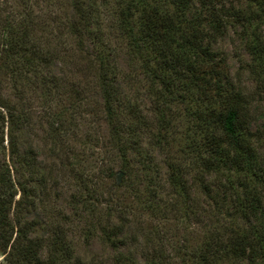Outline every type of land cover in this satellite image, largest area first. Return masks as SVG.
Here are the masks:
<instances>
[{"label": "trees", "instance_id": "16d2710c", "mask_svg": "<svg viewBox=\"0 0 264 264\" xmlns=\"http://www.w3.org/2000/svg\"><path fill=\"white\" fill-rule=\"evenodd\" d=\"M197 1L198 8L192 0H5L0 6V108L6 112L0 111V152L7 141L9 156L0 161V264H98L72 258L59 222L46 245L36 234L41 221L28 218L44 201L41 194L47 196L48 181L37 149H21L35 103L45 110L48 139L66 176L75 175L65 147L77 117L91 115L108 127L109 162L101 172L114 178L119 166L122 183L109 189L119 214L117 222L101 219L93 229L117 249L128 215L146 217L145 225L137 223L143 261L118 254L111 264H174L158 243L170 213L204 221L193 242L189 232L183 235L185 245L174 255L179 264H264V0L236 8ZM104 18L124 40L127 74L102 34ZM236 26L254 94L216 49ZM137 78L149 117L123 88ZM90 93L99 101L92 103ZM145 135L166 153L163 167L148 160Z\"/></svg>", "mask_w": 264, "mask_h": 264}, {"label": "rangeland", "instance_id": "374dc122", "mask_svg": "<svg viewBox=\"0 0 264 264\" xmlns=\"http://www.w3.org/2000/svg\"><path fill=\"white\" fill-rule=\"evenodd\" d=\"M5 0H0V6L4 8ZM43 5L47 0H34ZM196 7H199L197 0H192ZM3 3V5L1 4ZM224 7H244V0H222ZM107 18H104L102 34L113 51L116 62L122 73H129L127 67L128 60L125 55V49L122 48L124 40L118 33H111L108 29ZM241 26L228 27L224 32L223 38L216 45V49L223 53L227 59L230 72L233 78L241 81L247 92L254 94L256 84L251 79L248 72L249 56L240 41ZM66 68L57 65V71L63 73L65 77L72 76L73 80L79 81V75H74L72 70L67 74ZM140 77V76H139ZM141 78V77H140ZM143 81L137 78V81L131 85H123L126 94L137 98L136 102L141 104L143 112L149 117V99L144 95ZM3 92L10 94L9 85L3 88ZM258 91V89L256 90ZM97 93H90L89 100L92 103L99 101ZM256 98V97H255ZM1 113L6 116L4 109L0 108ZM94 121H93V119ZM96 117L78 116L75 126L67 139L68 157L75 164L74 177L60 173L58 168L57 152L53 143L48 139V126L45 121V110L35 103L32 109V117L22 129L21 149L26 146H32L37 149L36 158L42 172L47 173L48 181L46 183L47 196L41 194L43 202H39L38 207L33 209L28 218L35 217L41 221V226L37 228L36 234L46 239V245L50 243L53 236L54 225L59 222L61 229L65 233V242L69 244L72 251V258L88 263L96 261L98 264H111L118 254L129 255L138 262H142L143 238L140 235V226L137 223L146 224V217H138L133 220L132 215H128L131 224L126 226L120 237H123V244L113 249L110 245L103 244L100 240L99 231L94 230L98 221L108 219L117 222L119 212L112 207V200L109 196L110 186L114 183L121 184L123 177L120 174L119 166L115 165L114 178H106L101 171L108 164L109 160L104 153V142L108 134V127L102 120L95 121ZM7 118H5L6 120ZM150 121L149 119H147ZM2 123L0 119V124ZM4 135L7 136V122L4 123ZM258 124L254 125L256 128ZM183 130V127L180 128ZM5 151L0 152V161H8L7 141ZM104 147V148H103ZM142 148L150 152L148 160L153 165L163 167L166 159V153L158 150L156 146L150 145V136L145 135L142 140ZM164 171V168L162 169ZM120 175L119 182L115 177ZM204 221L194 223L193 221H181L180 217L174 213L168 215L166 229L160 234L159 245L164 251L165 257L179 264L178 258L174 257L180 247H184V237L186 231L189 232L188 238L193 242L203 235ZM48 237V238H47ZM47 246L43 249V257L48 255ZM177 256V255H176ZM3 263V261H2ZM5 264V263H3Z\"/></svg>", "mask_w": 264, "mask_h": 264}, {"label": "water", "instance_id": "95a60500", "mask_svg": "<svg viewBox=\"0 0 264 264\" xmlns=\"http://www.w3.org/2000/svg\"><path fill=\"white\" fill-rule=\"evenodd\" d=\"M120 174H121V173H120ZM119 178H120V175L117 176V179H118V180H119Z\"/></svg>", "mask_w": 264, "mask_h": 264}]
</instances>
